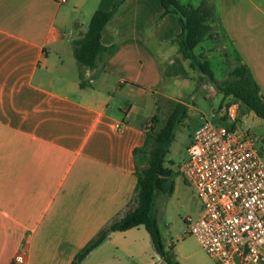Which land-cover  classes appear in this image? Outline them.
<instances>
[{"label": "crops", "instance_id": "1", "mask_svg": "<svg viewBox=\"0 0 264 264\" xmlns=\"http://www.w3.org/2000/svg\"><path fill=\"white\" fill-rule=\"evenodd\" d=\"M114 1L0 0V264L16 253L23 264H71L135 204L133 149L155 95L184 103L174 85L208 76L184 52L178 16L160 15L161 0H122L100 32L113 49L82 69L80 85L72 39L87 24L78 14ZM212 2L219 48L229 46L232 67L243 63L264 96V0ZM142 227L112 231L80 264H141Z\"/></svg>", "mask_w": 264, "mask_h": 264}, {"label": "built area", "instance_id": "2", "mask_svg": "<svg viewBox=\"0 0 264 264\" xmlns=\"http://www.w3.org/2000/svg\"><path fill=\"white\" fill-rule=\"evenodd\" d=\"M237 109L233 100L223 113L212 111L228 124L200 116L186 146L178 171L202 210L185 231L216 264H264V151L255 146V134L237 125ZM11 264H23L22 254Z\"/></svg>", "mask_w": 264, "mask_h": 264}, {"label": "trees", "instance_id": "3", "mask_svg": "<svg viewBox=\"0 0 264 264\" xmlns=\"http://www.w3.org/2000/svg\"><path fill=\"white\" fill-rule=\"evenodd\" d=\"M121 1L115 0L106 10L95 9L87 22L85 31L72 39L80 85H82V69L95 67L98 59L113 49L112 46L105 47L101 44L100 32L112 18ZM161 5L160 15L174 12L180 19L182 34L179 38L185 53L191 51L205 37L212 39L220 37L212 0H200L197 5L181 4L178 0H161ZM75 24L76 22L73 25ZM197 67L211 76L206 60H197ZM215 83L225 95H230L234 101L243 104L264 121V96L243 63L234 65L226 78ZM229 102L231 101H227L225 106ZM185 115L186 105L177 101L172 103V108L159 127L157 125L161 119L158 113L154 112L150 116L144 143L133 149L137 184L134 206L103 226L74 256L71 264H80L85 255L112 231L139 225L146 229L150 244L161 262L175 264L164 249L157 221L151 209L156 192L171 193L173 190L172 170L164 165V159L167 147L173 139L174 128ZM218 119L219 123L226 121L224 116H219Z\"/></svg>", "mask_w": 264, "mask_h": 264}, {"label": "rangeland", "instance_id": "4", "mask_svg": "<svg viewBox=\"0 0 264 264\" xmlns=\"http://www.w3.org/2000/svg\"><path fill=\"white\" fill-rule=\"evenodd\" d=\"M178 1L181 4L191 5H196L199 2L198 0ZM73 15L75 17L77 14ZM78 15L79 19L87 24L90 16L84 14L83 10ZM70 21L66 24L67 32L71 30ZM217 40L219 38L205 37L192 49L196 55V57L194 56L196 61L206 60L211 76L203 77L200 74L197 78L195 75L197 79L194 84L184 79L173 87L174 93L181 95L180 97L186 105V115L175 126L173 139L167 147L164 159V165L172 170L173 190L171 193L156 192L151 212L156 218L164 249L175 264H216L198 240L185 231L187 220H193L200 215L202 206L193 186L179 173L178 166L186 157V146L194 129L199 124L200 116H205L217 124L219 123L218 116L213 117L212 111L223 113L227 101L232 100V97L225 95L215 83L227 77L233 61L229 46H227V50L219 48ZM201 48H204L206 55H199ZM194 72L197 73V70ZM155 98L159 107L154 112L158 113L161 119L157 125L159 127L172 108V103L163 99L159 94H156ZM223 123L228 124L229 121L226 120ZM237 125L247 128L255 134L257 136L255 146L261 152L264 151V121L252 114L251 110L241 103H238ZM147 242L148 252L145 253L140 263L163 264L148 239Z\"/></svg>", "mask_w": 264, "mask_h": 264}]
</instances>
